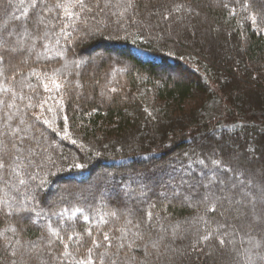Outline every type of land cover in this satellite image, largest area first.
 <instances>
[{
    "label": "trees",
    "instance_id": "trees-1",
    "mask_svg": "<svg viewBox=\"0 0 264 264\" xmlns=\"http://www.w3.org/2000/svg\"><path fill=\"white\" fill-rule=\"evenodd\" d=\"M33 2L0 0V264H264V0Z\"/></svg>",
    "mask_w": 264,
    "mask_h": 264
},
{
    "label": "snow or ice",
    "instance_id": "snow-or-ice-1",
    "mask_svg": "<svg viewBox=\"0 0 264 264\" xmlns=\"http://www.w3.org/2000/svg\"><path fill=\"white\" fill-rule=\"evenodd\" d=\"M78 4V5H81V6H83V0H68V4ZM37 6V3L35 2V0H34V2H33V4H32V7H36ZM57 8H65V15H72L73 13H71V12H69L68 10H67V6H66V4L64 3V0H58V2H57V4L55 5ZM24 15H27V13H24ZM17 19H19V17H17ZM0 60H3V56H0ZM57 87H59V85H57ZM5 90H7V89H5ZM46 90H47V88H46ZM45 123H48V121L47 120H45ZM3 167H5V163L3 162V160H0V168H3ZM23 181H21V183H22ZM210 210H212V211H214L215 209H210ZM149 216H151V213H149ZM85 219H87V217H85ZM49 232L51 233V235L53 236V237H56L57 239H60L61 240V242L63 243V238L62 237H60V235H59V233L56 231V230H54V229H49ZM216 235V233H215V231H210V232H208L207 234H205V235H203L202 237H200V240L201 241H208V240H210L211 238H213V236H215ZM216 238L219 240V243H220V245L221 246H224L225 245V240L223 239V238H221L220 236H216ZM68 239L69 240H72L73 239V237L71 236V235H69L68 236ZM104 239L106 240V241H108L109 240V237L107 236V235H105V237H104ZM49 243H51V241H49ZM93 244H96V241H93ZM96 246L97 247H99V245L98 244H96ZM123 245H121V247H122ZM64 248L65 249H67L68 248V244L67 243H64ZM88 252H89V256L86 258V259H82V260H79L78 262H77V264H92V257H91V252H92V249L90 248L89 250H88ZM13 264H14V262H13ZM112 264H115V261H113L112 262Z\"/></svg>",
    "mask_w": 264,
    "mask_h": 264
},
{
    "label": "rangeland",
    "instance_id": "rangeland-1",
    "mask_svg": "<svg viewBox=\"0 0 264 264\" xmlns=\"http://www.w3.org/2000/svg\"><path fill=\"white\" fill-rule=\"evenodd\" d=\"M19 38H22V40H21V43H18V42H16L15 41V45H13L12 47H7L6 46V44H5V42H3V43H0V48L1 49H6V50H10L11 51V53H17V52H23L24 51V48H25V50H26V45L24 44V36H18V39L17 40H19ZM27 51L28 52H30V49L28 48L27 49ZM101 57V56H100ZM99 57V58H100ZM113 57H116V56H113ZM101 60L103 59V57H101L100 58ZM104 60V59H103ZM91 78V77H90ZM165 187H168V189L171 187V186H169V185H164ZM13 210V209H12Z\"/></svg>",
    "mask_w": 264,
    "mask_h": 264
}]
</instances>
